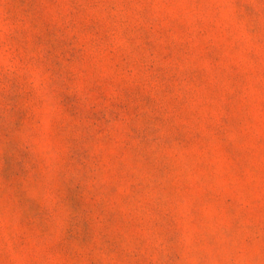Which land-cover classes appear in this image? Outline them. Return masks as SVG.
<instances>
[{"label":"rangeland","instance_id":"1","mask_svg":"<svg viewBox=\"0 0 264 264\" xmlns=\"http://www.w3.org/2000/svg\"><path fill=\"white\" fill-rule=\"evenodd\" d=\"M0 264H264V0H0Z\"/></svg>","mask_w":264,"mask_h":264}]
</instances>
